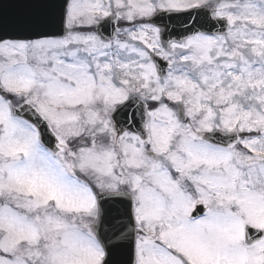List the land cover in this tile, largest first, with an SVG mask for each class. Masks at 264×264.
Masks as SVG:
<instances>
[{
	"label": "snow or ice",
	"instance_id": "6c2138e0",
	"mask_svg": "<svg viewBox=\"0 0 264 264\" xmlns=\"http://www.w3.org/2000/svg\"><path fill=\"white\" fill-rule=\"evenodd\" d=\"M0 264H264V0H0Z\"/></svg>",
	"mask_w": 264,
	"mask_h": 264
}]
</instances>
